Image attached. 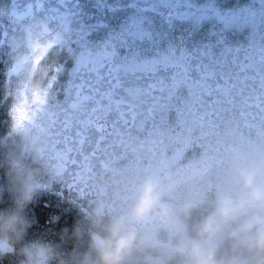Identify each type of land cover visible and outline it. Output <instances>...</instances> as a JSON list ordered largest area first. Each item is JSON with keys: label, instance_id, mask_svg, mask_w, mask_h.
Masks as SVG:
<instances>
[{"label": "snow or ice", "instance_id": "6c2138e0", "mask_svg": "<svg viewBox=\"0 0 264 264\" xmlns=\"http://www.w3.org/2000/svg\"><path fill=\"white\" fill-rule=\"evenodd\" d=\"M74 7V0H25L18 16L39 14L54 21L70 15L75 19ZM151 10L169 20L199 21L214 14L196 0H156ZM222 21L226 26L247 25L255 32L246 46H225L218 52L212 45L191 50L172 47L150 55L141 48L151 35L143 19L133 21L96 49L88 47L87 32L77 28L78 44L84 52L71 73L69 87L83 99L86 112L80 120L66 113L54 115L46 126L38 128L50 140L53 179L75 189L81 197L91 194L111 208L118 203L119 192L102 199L103 194L91 184L97 170L120 165L117 183L130 191L132 177L146 170L162 145L176 147L173 138L177 135L182 145L177 157L204 149L202 168L228 150L221 134L225 127L233 129L232 142L247 144L251 155L264 150V8L229 15ZM119 48L125 49V54L121 55ZM132 72L147 73L160 87L150 86L144 92L138 83L128 80ZM145 104L149 105L147 119L140 111ZM8 114L9 135L25 122L33 123L20 106H10ZM173 117L182 120V128L172 126Z\"/></svg>", "mask_w": 264, "mask_h": 264}, {"label": "flooded vegetation", "instance_id": "af4514ba", "mask_svg": "<svg viewBox=\"0 0 264 264\" xmlns=\"http://www.w3.org/2000/svg\"><path fill=\"white\" fill-rule=\"evenodd\" d=\"M24 2L25 0H0V12L3 13V16H0V144H6L9 148L24 155L27 154V144L25 137L18 134L19 132L23 131L33 139L43 138L46 141L47 172L38 181L40 188L31 203L32 208L36 207L45 216L53 210L57 219L55 222L58 224L61 223L63 215L69 219L72 218L74 223L75 220L82 222L94 209L101 210L104 216L108 217L127 207L135 182L148 172L158 175L162 184L170 181L176 182L177 190L170 195L166 194V199L172 203L190 198L189 186L205 188L207 186L208 188L228 186L225 178L227 158L233 152L239 151L236 144L232 142L233 129L230 127H225L221 133L228 143V150L224 151L220 158L209 166L213 168V172L208 171L212 178L206 179V173L205 179L199 178L192 182V185L185 183V178L190 175L191 171L202 169L200 159L204 149H200L199 153L193 151L186 156L177 157L182 147L179 135L173 138L176 147L168 144L162 145L146 170L138 177H132L130 191H125L124 186L117 183L121 179L120 165H106L98 169L91 184L97 192L103 194L101 198L108 199L114 191L119 192L118 203L111 208L102 205L97 197L91 194L81 197L75 189H70L66 184L53 179L49 160L50 140L38 128L46 126L54 115L66 113L73 120H80L86 112L83 99L69 87L71 73L80 65L84 52L78 44L77 28H82L87 32L88 47L96 49L124 32L133 21L143 19L145 29L151 35L144 41L141 48L147 49L150 55L167 52L172 47L177 50L180 47L191 50L202 45H212L218 52L225 46H246L250 35L255 32V28L247 25L226 26L222 18L264 8V0H196L198 5L210 8L214 13L199 21L194 19L169 20L165 14L151 10L156 5V0H74L75 19L66 15L49 21L39 14L19 18L18 13ZM37 17L48 24L47 47L26 65L17 68L14 65L16 53L12 50L9 41L13 37H22L23 26ZM62 22L70 24L71 36L64 44H57L55 37L58 25ZM118 51L123 55L126 50L119 48ZM128 80L133 84L138 83L144 92H148L150 86L160 87L156 79L148 76L147 73L132 72ZM12 105L24 108L32 117L33 123L25 122L24 127L9 135L11 120L8 108ZM77 108L79 111L74 110ZM148 108L149 105L145 104L140 109L144 113V119L148 118ZM172 126L182 128V120L173 117ZM147 127L151 130V123ZM144 136L147 137V131ZM245 151L250 152L248 146ZM28 159L30 162V155ZM4 184L5 180L0 183V186ZM211 197L205 195L202 200L197 199V202L210 200ZM29 208L27 211L31 210ZM139 231L143 238L140 264H181L179 253L181 236L169 225L152 217L139 226ZM86 247L87 237L85 236L80 241V248L83 250Z\"/></svg>", "mask_w": 264, "mask_h": 264}, {"label": "clouds", "instance_id": "9594fccd", "mask_svg": "<svg viewBox=\"0 0 264 264\" xmlns=\"http://www.w3.org/2000/svg\"><path fill=\"white\" fill-rule=\"evenodd\" d=\"M0 16L3 13L0 12ZM48 24L37 17L22 28V37L9 43L16 53L14 65L21 68L47 47ZM67 22L58 25L56 43L71 36ZM79 111V109H74ZM27 154L0 144V173L10 193V203L0 207V254L16 251L31 226L27 208L40 188L39 179L47 172V143L23 131ZM31 160L29 162L28 156ZM195 173L185 178L194 182ZM225 188L210 200L185 198L177 203L166 199L177 190L170 181L162 184L154 172L135 182L127 207L105 217L101 210L90 211L68 234L73 246L64 250L41 240L22 244L23 264H140L143 238L139 226L152 217L169 225L181 236V264H264V155L255 159L242 151L229 155ZM87 237V247L80 241Z\"/></svg>", "mask_w": 264, "mask_h": 264}, {"label": "trees", "instance_id": "16d2710c", "mask_svg": "<svg viewBox=\"0 0 264 264\" xmlns=\"http://www.w3.org/2000/svg\"><path fill=\"white\" fill-rule=\"evenodd\" d=\"M1 174L2 173H0V181L2 182L4 180V177L2 176L3 174L2 175ZM71 220L73 219L72 218L69 219V217H65V215H63L61 217V223L58 224V222H55L57 221V219H56V215L54 216L53 210L50 214L48 213L46 216L42 215V213L40 214L39 212L33 220V222H35L36 225L34 223L31 224L30 228L28 229L24 237V240L21 242V244L16 245V251H13L11 255L8 253L0 255L2 256V260H3L2 261L0 259V264H23L24 258L23 256L20 255L19 249L22 246V244L28 243L29 241L32 240H41V241L42 239H44V241L52 240L51 244L59 245L64 250L70 249L73 246V245L69 246L70 242L72 243V241L61 240L59 242L57 235L62 234L66 238H68V234L71 233L73 227L79 222L75 220L74 223V220L73 222ZM48 223L49 225H47ZM37 225H40L41 227H37ZM6 256L8 257L7 259Z\"/></svg>", "mask_w": 264, "mask_h": 264}, {"label": "rangeland", "instance_id": "374dc122", "mask_svg": "<svg viewBox=\"0 0 264 264\" xmlns=\"http://www.w3.org/2000/svg\"><path fill=\"white\" fill-rule=\"evenodd\" d=\"M236 147L238 148L239 151L245 152L250 157V159H255L259 155H264V151L263 150L258 151L254 156L251 155L250 152H246L245 151V149L247 148V146L245 144H243V145L236 144ZM212 169H213L212 167H208L207 169L202 168L201 170H198V171H191L190 175L195 173L196 178H195L194 181H196L199 178L201 180L205 179V174L207 173L206 179H209V178H212V177L209 175L208 171L210 170L211 172H213ZM191 185H192V183H191ZM204 188L205 187H201V186H199V187H190L189 186L190 198L193 199L194 201H197V199L202 200L203 196H205V195L206 196H208V195L213 196V194L217 190H219L221 188H225V186H221L220 188H213L212 186L210 188H208V186H207L205 188V190H204ZM9 203H10V200H9V193H8L7 189L4 188V187H0V204H4L6 206V205H9ZM28 207L32 208L33 206L30 204ZM36 210H38V209H36ZM40 214H41V211H40ZM34 218L35 217H32L30 219V222H32L31 224H33V223L35 224V222H33ZM47 225H49V223ZM37 227H41V226L37 225ZM42 241H44V239H42ZM44 242H48V240L44 241ZM8 254L11 255L12 252H8ZM0 255H2V254H0ZM7 258L8 257L6 256V259ZM0 259L2 260V256H0Z\"/></svg>", "mask_w": 264, "mask_h": 264}, {"label": "bare ground", "instance_id": "6f19581e", "mask_svg": "<svg viewBox=\"0 0 264 264\" xmlns=\"http://www.w3.org/2000/svg\"><path fill=\"white\" fill-rule=\"evenodd\" d=\"M1 205V207H5V205L4 204H0ZM8 205H6V207H7ZM30 209V208H29ZM37 208L35 207V208H31V210L30 211H28L27 212V216H28V218H29V220L32 218V217H35L40 211L39 210H36ZM57 238H58V241L60 242L61 240H70V239H68V238H66L64 235H62V234H58L57 235ZM71 241V240H70ZM48 242L49 243H52V240L50 241V240H48ZM73 241H72V243L70 242V245L69 246H71V245H73Z\"/></svg>", "mask_w": 264, "mask_h": 264}]
</instances>
